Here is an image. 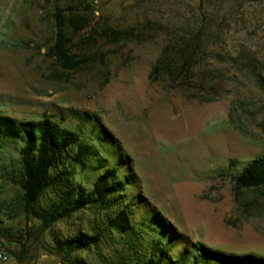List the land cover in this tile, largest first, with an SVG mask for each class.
<instances>
[{"label":"rangeland","instance_id":"rangeland-1","mask_svg":"<svg viewBox=\"0 0 264 264\" xmlns=\"http://www.w3.org/2000/svg\"><path fill=\"white\" fill-rule=\"evenodd\" d=\"M56 3L0 0V113L20 121L47 116L86 137L97 126L100 156L114 154L128 172V195L140 206L135 222L155 212L185 238L173 255L201 244L264 257V189L235 188L242 168L264 152V0H92L90 27L67 33L80 63L71 70L49 54ZM183 40L200 62L191 84L151 81L165 48ZM18 149H0L6 203L19 192L9 178ZM6 207L0 264L112 263L110 248L71 260L48 249L55 238L91 233L115 209H86L42 233L37 220ZM13 236L24 244L11 243Z\"/></svg>","mask_w":264,"mask_h":264},{"label":"trees","instance_id":"trees-1","mask_svg":"<svg viewBox=\"0 0 264 264\" xmlns=\"http://www.w3.org/2000/svg\"><path fill=\"white\" fill-rule=\"evenodd\" d=\"M63 1L57 0L53 9L56 33L49 54L71 70L80 63L69 54L68 45L72 36L90 27L92 0H67V4ZM106 30V36L122 38L123 32ZM197 52L189 41L171 43L153 66L150 80L165 78L173 84L179 81L181 86L191 84L200 64ZM81 121L86 125V119ZM91 132L95 137H86L82 128L71 130L47 116L20 121L0 113V149L19 145L18 164L9 177L19 192L12 203L0 199V209L7 206L6 211L37 220L42 233L86 209H115L91 233L55 238L48 249L50 254L71 260L79 252L110 248V264H264L263 256L226 253L201 244H191L173 255L178 245L186 243L185 238L155 212L149 216L147 212L141 222H135L140 206L134 205L128 195V172L114 154L100 156L99 128L93 127ZM103 134L113 140L104 131ZM235 188L264 189V152L242 168L235 178ZM8 239L13 244H24Z\"/></svg>","mask_w":264,"mask_h":264},{"label":"water","instance_id":"water-1","mask_svg":"<svg viewBox=\"0 0 264 264\" xmlns=\"http://www.w3.org/2000/svg\"><path fill=\"white\" fill-rule=\"evenodd\" d=\"M23 239H24L23 237H19V236L11 237V240H13V241H22Z\"/></svg>","mask_w":264,"mask_h":264},{"label":"built area","instance_id":"built-area-1","mask_svg":"<svg viewBox=\"0 0 264 264\" xmlns=\"http://www.w3.org/2000/svg\"><path fill=\"white\" fill-rule=\"evenodd\" d=\"M0 259L3 260V261H5V260H7V257L6 256H3V255H0Z\"/></svg>","mask_w":264,"mask_h":264}]
</instances>
